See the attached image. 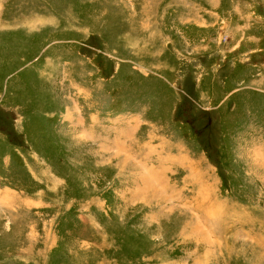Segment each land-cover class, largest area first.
I'll return each mask as SVG.
<instances>
[{"label": "rangeland", "instance_id": "374dc122", "mask_svg": "<svg viewBox=\"0 0 264 264\" xmlns=\"http://www.w3.org/2000/svg\"><path fill=\"white\" fill-rule=\"evenodd\" d=\"M0 264H264V0H0Z\"/></svg>", "mask_w": 264, "mask_h": 264}]
</instances>
